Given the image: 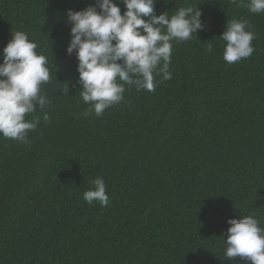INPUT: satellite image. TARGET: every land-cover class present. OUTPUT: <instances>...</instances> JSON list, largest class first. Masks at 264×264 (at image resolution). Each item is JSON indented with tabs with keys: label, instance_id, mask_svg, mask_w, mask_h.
<instances>
[{
	"label": "trees",
	"instance_id": "trees-1",
	"mask_svg": "<svg viewBox=\"0 0 264 264\" xmlns=\"http://www.w3.org/2000/svg\"><path fill=\"white\" fill-rule=\"evenodd\" d=\"M94 3L0 0V63L23 30L51 71L37 128L26 142L0 137V264H249L222 239L238 216L264 227V13L240 0H156V15L198 8L204 28L173 41L170 80L125 86L96 116L66 52L67 10ZM233 19L251 25L255 51L229 64L218 38ZM97 177L104 207L83 198Z\"/></svg>",
	"mask_w": 264,
	"mask_h": 264
},
{
	"label": "clouds",
	"instance_id": "clouds-1",
	"mask_svg": "<svg viewBox=\"0 0 264 264\" xmlns=\"http://www.w3.org/2000/svg\"><path fill=\"white\" fill-rule=\"evenodd\" d=\"M156 0H95L84 10H67L71 25L67 54L75 53L78 61L77 83L88 112L101 116L120 103L126 87L153 92L160 80L172 78L169 71L173 41L191 39L204 28L201 11L192 6L176 8L173 13L155 14ZM256 15L264 13V0H240ZM120 4L125 11L121 12ZM0 63V137L26 142L29 132L40 123V116L50 100L43 85L51 79L48 58L37 51L38 44L23 31L11 33ZM255 33L246 20L226 22L218 39L225 42L223 59L237 63L254 53ZM212 52L211 45L207 49ZM66 85V84H65ZM68 94V86L64 88ZM28 116H32L28 119ZM43 120L49 114L43 113ZM94 188L84 192L88 204L94 201L104 207L109 203L103 178L92 181ZM225 255L240 257L249 264H264V227L253 214L228 221Z\"/></svg>",
	"mask_w": 264,
	"mask_h": 264
}]
</instances>
